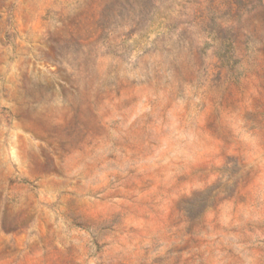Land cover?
Instances as JSON below:
<instances>
[{"label":"rangeland","instance_id":"rangeland-1","mask_svg":"<svg viewBox=\"0 0 264 264\" xmlns=\"http://www.w3.org/2000/svg\"><path fill=\"white\" fill-rule=\"evenodd\" d=\"M0 264H264V0H0Z\"/></svg>","mask_w":264,"mask_h":264}]
</instances>
